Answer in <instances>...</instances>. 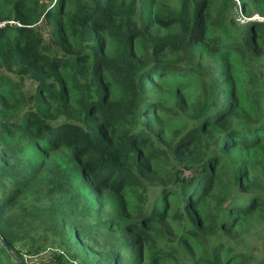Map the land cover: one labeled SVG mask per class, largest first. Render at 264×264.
I'll list each match as a JSON object with an SVG mask.
<instances>
[{"label":"trees","instance_id":"trees-1","mask_svg":"<svg viewBox=\"0 0 264 264\" xmlns=\"http://www.w3.org/2000/svg\"><path fill=\"white\" fill-rule=\"evenodd\" d=\"M73 1L69 28L86 51L57 57L45 51L33 26L48 9L38 0H0L9 7L7 13L0 11V20L20 23L0 28V65L17 78L0 74V88L8 87L25 104L34 122L32 133L49 148L69 147L85 158V169L101 190L130 192L141 217L128 226L123 244L134 248L135 258L146 250L150 259L182 263L179 243L184 238L212 243L193 264H232L236 254L239 264H264V251L246 257L222 237L232 233L241 219L264 209V52L260 49L264 20L232 25L228 7L235 5L234 0L218 1L215 19L207 13L206 0H172L177 10H158L152 23L141 14L134 17L139 12L136 0L124 8L109 0ZM246 8L247 2L241 0V10ZM156 27L168 32L160 35L153 30ZM91 29L113 40L111 57L98 49ZM204 38H209L212 50L239 58V97L223 65L207 71L193 61L198 58L194 47ZM167 53L182 55L183 63L192 69L163 62ZM193 62L202 74L201 91L177 138L162 145L160 134L154 133L153 118L161 110L164 118L173 120L183 109L179 103L152 98L147 81L164 72L193 75ZM26 81L35 85L33 91L26 88ZM43 99L54 105H48L53 112L40 110ZM233 150L242 154L232 156ZM0 168L2 176L1 161ZM49 176H54L49 192L61 189L63 180ZM173 200L179 202L175 216L184 227L178 237L168 232L162 237L154 226L167 218ZM199 206H205L204 220ZM76 232L67 235L68 254L74 244L81 246ZM61 254L58 263L71 264L63 263ZM70 255L72 264L78 258L82 264H102L90 262L77 250ZM122 263L117 257L106 262ZM0 264H27L22 252L1 235Z\"/></svg>","mask_w":264,"mask_h":264},{"label":"rangeland","instance_id":"rangeland-1","mask_svg":"<svg viewBox=\"0 0 264 264\" xmlns=\"http://www.w3.org/2000/svg\"><path fill=\"white\" fill-rule=\"evenodd\" d=\"M48 9V14L42 16L33 26L42 39L45 51L62 57L64 54H77L86 51L81 38L73 34L69 28L73 14V0H38ZM118 8H124L133 0H109ZM135 1V0H134ZM167 6L164 0L135 1L137 12L134 17L141 14L144 19L152 23L158 10H177L172 0ZM208 1V15L210 19L217 16L218 1ZM247 2L245 11L241 10V0H234L235 5L229 6V21L238 26L245 21L264 20V0H244ZM9 7L0 3V11L8 12ZM3 13V15H5ZM17 25L11 19L1 21L0 28L5 25ZM160 35L168 30L153 28ZM93 40L98 49L107 57L115 51L113 40L106 34L91 29ZM209 38H204L202 44H196L193 52L198 58L193 59L204 69L210 71L217 65H223L229 70V81L237 85L236 95L239 97L242 64L236 55H226L220 50H212ZM264 52V44L260 48ZM136 58L139 54L134 50ZM163 62L177 63L184 67L183 56L174 53L163 55ZM192 62V61H191ZM193 62V63H194ZM195 65V63H194ZM188 69V70H187ZM182 71V69H177ZM56 70V72H58ZM194 74L186 72L181 74L160 73L147 81L148 93L152 98L168 103H179L183 113L179 118L168 120L164 118L161 110L153 118L154 133H159L162 145L170 144L179 135L186 122L190 107L201 91V72L197 66L193 68ZM0 74L13 79L12 74L0 65ZM13 80H17L14 78ZM27 83V81H26ZM33 91L35 85L25 84ZM54 105L43 99L40 110L51 113ZM63 121L59 118V122ZM34 122L26 113V106L21 100L10 92L8 87L0 88V161L4 172L0 176V235L8 238L22 252L27 264H59L57 255L63 253V263H71L70 253L73 250L94 263L100 260L106 264L109 258L117 257L123 260L122 264H165L162 260L149 258V252L142 250L140 258H135L134 248H126V231L141 217L138 207L133 206L130 192L125 190H101L94 182L90 172L85 169V158L77 156L69 147L52 149L45 146L32 133ZM248 154L249 151H244ZM264 155V146L261 147ZM238 156L240 151L230 152ZM154 169L156 163H151ZM1 172V168H0ZM60 177L64 184L61 189L49 192L50 180L54 176ZM154 193V197H157ZM212 197V196H208ZM176 199V198H173ZM159 205V202H155ZM178 201L170 202L167 218L160 222L154 232L164 237L170 233L178 237L182 228L175 212ZM205 206L198 207V213L204 220ZM97 215L99 220L97 221ZM65 225V226H64ZM76 231L80 233L78 241L81 246L74 244L67 253V237ZM223 239L232 245L238 253L253 257L264 251V209L257 210L252 216L241 219L235 229ZM77 233V232H76ZM68 235V236H67ZM179 243L184 257V264H193L201 256V250L211 247L212 243L201 240L192 241L181 239ZM123 244V245H122ZM261 258V255L257 256ZM222 262L224 260L222 259ZM176 263V264H182ZM74 264H82L81 259H75ZM196 264V263H195ZM232 264H239V257Z\"/></svg>","mask_w":264,"mask_h":264},{"label":"clouds","instance_id":"clouds-1","mask_svg":"<svg viewBox=\"0 0 264 264\" xmlns=\"http://www.w3.org/2000/svg\"><path fill=\"white\" fill-rule=\"evenodd\" d=\"M11 21H13V20H11ZM13 22H15V21H13Z\"/></svg>","mask_w":264,"mask_h":264}]
</instances>
